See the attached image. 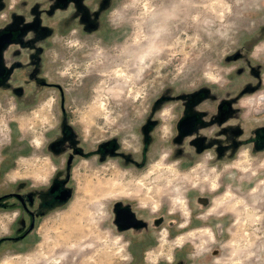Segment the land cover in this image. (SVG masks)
I'll list each match as a JSON object with an SVG mask.
<instances>
[{"label":"rangeland","instance_id":"obj_1","mask_svg":"<svg viewBox=\"0 0 264 264\" xmlns=\"http://www.w3.org/2000/svg\"><path fill=\"white\" fill-rule=\"evenodd\" d=\"M6 2L0 14L10 17L0 25L13 13L46 28L25 37L45 43L44 72L63 83L69 118L88 143L114 137L139 158L155 100L200 87L236 95L246 132L264 122V0H88L87 12L55 14V0ZM36 98L24 105L0 89L8 165L0 191L19 180L40 187L52 172L46 144L58 94L47 87ZM179 108V99H165L152 113L142 167L115 156L103 171L81 167L68 203L24 240H1L12 215L0 209V264H264V150L243 144L219 160L175 154ZM125 206L142 224L117 226Z\"/></svg>","mask_w":264,"mask_h":264},{"label":"flooded vegetation","instance_id":"obj_2","mask_svg":"<svg viewBox=\"0 0 264 264\" xmlns=\"http://www.w3.org/2000/svg\"><path fill=\"white\" fill-rule=\"evenodd\" d=\"M87 1L55 0L54 8L58 9L54 10V14L68 10L87 12ZM6 3V0H0V11L6 7ZM36 12L39 16L43 14L40 10ZM7 13L9 18V10ZM7 19L0 14V22ZM30 29H35L37 33L46 30L13 13L9 23L0 25V89L11 92L17 101L24 97V105H29L35 102L43 88L53 87L58 94L59 114L57 129L46 144L51 155L48 159L52 172L45 184L38 187L30 185L27 180H19L16 182L18 188H14L15 183L13 188L0 191V209L8 210L12 215L11 233L4 234L1 240L10 242L24 240L38 222L45 221L57 208L68 203L76 190L73 174L79 172L81 167L86 168L88 165L90 170L103 171L104 167L108 168L106 164L110 156L126 160L137 167H142L146 161L147 144L143 142V135L139 158L121 149L119 141L114 137H102L93 143L85 140L67 113L63 83L47 77L44 72L45 43L25 37ZM208 100H211V106L206 104ZM179 101V113L172 135L173 144L178 146L175 154L186 157L207 151L211 158L219 160L235 157L243 144L249 145L251 151L264 150V122L249 127L246 132L239 124L240 109L236 95L216 98L210 88L200 87L185 92ZM185 146L187 150L183 149ZM93 165H96L94 169ZM6 166L7 161L3 158L0 161V176L6 173Z\"/></svg>","mask_w":264,"mask_h":264},{"label":"water","instance_id":"obj_3","mask_svg":"<svg viewBox=\"0 0 264 264\" xmlns=\"http://www.w3.org/2000/svg\"><path fill=\"white\" fill-rule=\"evenodd\" d=\"M0 67H2V60H1V55H0ZM184 93L175 95V96H162L158 99L155 100L154 105L152 107V113H154L156 107L160 104L161 101L165 99H179L182 98ZM149 116L146 120V122L141 126V131L143 135V142L148 145L150 138H151V128L153 125L157 122L156 118ZM115 222L117 226L120 229H124L127 227H135L140 224H142V220L138 218L133 210H131L129 207H119L116 210L115 213Z\"/></svg>","mask_w":264,"mask_h":264},{"label":"bare ground","instance_id":"obj_4","mask_svg":"<svg viewBox=\"0 0 264 264\" xmlns=\"http://www.w3.org/2000/svg\"><path fill=\"white\" fill-rule=\"evenodd\" d=\"M253 105H254V103H253Z\"/></svg>","mask_w":264,"mask_h":264}]
</instances>
